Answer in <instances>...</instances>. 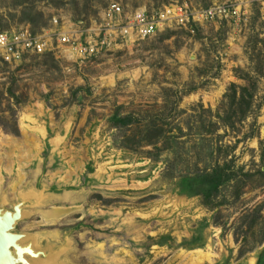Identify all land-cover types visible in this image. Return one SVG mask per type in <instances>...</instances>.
<instances>
[{
  "label": "rangeland",
  "instance_id": "374dc122",
  "mask_svg": "<svg viewBox=\"0 0 264 264\" xmlns=\"http://www.w3.org/2000/svg\"><path fill=\"white\" fill-rule=\"evenodd\" d=\"M228 1L0 0V32ZM28 191L52 264H264V16L0 62V206Z\"/></svg>",
  "mask_w": 264,
  "mask_h": 264
},
{
  "label": "built area",
  "instance_id": "2783aa9c",
  "mask_svg": "<svg viewBox=\"0 0 264 264\" xmlns=\"http://www.w3.org/2000/svg\"><path fill=\"white\" fill-rule=\"evenodd\" d=\"M251 7L264 16V0H229L198 12L188 4H174L161 10H125L120 4L108 6L101 20L87 30L53 18L51 28L35 33L23 27L0 32V62L18 65L29 57L61 53L77 62L98 56L115 44H133L173 29L193 30L201 23L216 20L240 22Z\"/></svg>",
  "mask_w": 264,
  "mask_h": 264
},
{
  "label": "bare ground",
  "instance_id": "6f19581e",
  "mask_svg": "<svg viewBox=\"0 0 264 264\" xmlns=\"http://www.w3.org/2000/svg\"><path fill=\"white\" fill-rule=\"evenodd\" d=\"M39 194L32 191L23 192L18 197V203H20V220L17 222V227L23 221H25L29 216L28 209L39 201ZM6 200L4 199L1 203V208H5ZM17 232L16 230H14ZM23 236L17 242L18 246L22 249L28 248L27 251L23 252L22 258L24 264H52L56 259L55 248L50 242L46 245L40 244V239L38 236H34L27 233H22ZM18 264V263H17Z\"/></svg>",
  "mask_w": 264,
  "mask_h": 264
},
{
  "label": "water",
  "instance_id": "95a60500",
  "mask_svg": "<svg viewBox=\"0 0 264 264\" xmlns=\"http://www.w3.org/2000/svg\"><path fill=\"white\" fill-rule=\"evenodd\" d=\"M20 203H15L12 209L0 207V264H24L23 252L17 242L23 234L15 232L20 220Z\"/></svg>",
  "mask_w": 264,
  "mask_h": 264
},
{
  "label": "trees",
  "instance_id": "16d2710c",
  "mask_svg": "<svg viewBox=\"0 0 264 264\" xmlns=\"http://www.w3.org/2000/svg\"><path fill=\"white\" fill-rule=\"evenodd\" d=\"M217 180H215V183L216 184H219V181H221L220 179H221V177L220 176H218V178H216ZM217 185H213V187H216Z\"/></svg>",
  "mask_w": 264,
  "mask_h": 264
}]
</instances>
